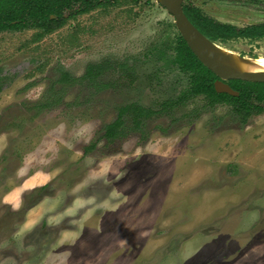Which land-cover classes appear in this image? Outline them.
I'll use <instances>...</instances> for the list:
<instances>
[{"label": "rangeland", "instance_id": "1", "mask_svg": "<svg viewBox=\"0 0 264 264\" xmlns=\"http://www.w3.org/2000/svg\"><path fill=\"white\" fill-rule=\"evenodd\" d=\"M184 3L237 27L264 22V0ZM35 33H0V264H89L83 256L106 252L112 264H239L254 253L264 264V113L242 125L229 107L197 97L142 131L125 118L124 137H104L119 108L157 109L184 87V77L159 60L179 34L173 17L155 0H119L40 41ZM218 46L264 57V38ZM106 60L134 65L133 82L110 72L100 80L110 87L100 91L57 83L62 72L79 78ZM167 164L195 166L193 195L182 205L193 226L165 221L179 206L143 228L147 242L110 241L107 211L141 190L156 197L158 180L145 184ZM182 191L179 184L172 198ZM137 209L134 197L125 214Z\"/></svg>", "mask_w": 264, "mask_h": 264}, {"label": "trees", "instance_id": "2", "mask_svg": "<svg viewBox=\"0 0 264 264\" xmlns=\"http://www.w3.org/2000/svg\"><path fill=\"white\" fill-rule=\"evenodd\" d=\"M118 1L0 0V33L36 31L34 41H40L63 28L68 20ZM183 11L188 20L209 41L215 44L226 42L229 39H260L264 37V24L239 30L204 16L196 7L183 5ZM170 52H173L172 55ZM159 60L168 69H176L184 77L186 81L184 87L180 89L175 98L166 99L157 109L147 108L137 103L119 108L116 120L105 127L104 137L107 140L114 141L124 137L125 118H129L131 121L132 130L142 131L147 120L172 112L198 96H205L208 106L222 104L231 107L234 116L236 115L243 125L251 116L264 112V83L232 80L229 85L239 93L238 97L216 93L214 83L218 78L197 60L179 34H177L173 46L159 50ZM133 67L134 65H129L127 62L117 63L106 60L101 63L88 64L84 74L79 78L62 72L57 83L61 86L87 84L100 91L110 87L109 84L100 82L110 72L121 73L125 78H128L129 83H132ZM43 106L41 105V107ZM92 148L93 146L86 148L84 153L89 152Z\"/></svg>", "mask_w": 264, "mask_h": 264}, {"label": "crops", "instance_id": "3", "mask_svg": "<svg viewBox=\"0 0 264 264\" xmlns=\"http://www.w3.org/2000/svg\"><path fill=\"white\" fill-rule=\"evenodd\" d=\"M189 160H182L177 163V165L186 164ZM190 162V161H189ZM163 164V163H162ZM165 164V161H164ZM165 166V167H164ZM163 170L161 171L160 175L155 178L149 177L150 182L148 184H145L146 186H149L151 182H158L156 183V186L159 187L156 192L158 195L156 197L149 196L148 192H150V189L147 190V192L140 193L136 192L135 196L131 195L128 201L124 200L122 204L117 203V207L115 208V211L111 210L107 211V230L105 232V235L110 237V241H116V242H124L128 241L132 238V240L137 241L138 243L141 242H147V234L146 230L143 229L148 225H156L155 222L158 218H161L163 215H166L169 212L174 211L178 209V207H185L186 205L182 206L183 203L188 199L187 197L190 195L192 197V192L188 194V189L191 190L194 186V176L193 171L195 169V166L192 164V166L186 167L185 170H178L176 169L175 165L167 164L164 165ZM179 184L183 185V191L184 192L181 196H175L174 200L172 198V193L176 191V188ZM186 187H185V186ZM173 188V191L170 192V190ZM149 188V187H148ZM187 192H185V191ZM192 191V190H191ZM135 197V203H137L138 209L135 211V213L132 214H125V210L131 205V203L134 202ZM152 200H156V203H158L155 207L152 202ZM160 200V201H159ZM141 201L144 202V205L141 203ZM112 207V206H111ZM192 208V207H191ZM183 211H186L188 214H190V211H188V208H184L179 210V212L175 216L172 217V219H166L165 221L171 223L172 225L177 226L178 224H181L182 226H187L188 223L190 225L194 222V215L183 218L184 213ZM193 212V208L192 211ZM152 213L153 217L151 219H147L146 215ZM186 220V221H185ZM186 222V223H185ZM198 223V221L196 222ZM111 226V230H108ZM193 226V225H192ZM137 228L135 230H131V228ZM114 229H116L114 231ZM113 254L106 252V256L99 255L97 257H94L93 254H90L89 256H83L82 258H86L87 260H90L89 264H91L92 259L95 258L94 262L95 264H112L113 260ZM255 253L251 256H247L248 258H245L239 262V264H256L254 262ZM81 258V259H82ZM97 259V260H96ZM253 259V261H252ZM102 261V262H101ZM111 261V263H110ZM80 264V262H79Z\"/></svg>", "mask_w": 264, "mask_h": 264}, {"label": "water", "instance_id": "4", "mask_svg": "<svg viewBox=\"0 0 264 264\" xmlns=\"http://www.w3.org/2000/svg\"><path fill=\"white\" fill-rule=\"evenodd\" d=\"M174 19L175 26L186 45L197 60L219 80L214 83L218 94L238 97L225 82L241 80L251 83H264V70H240L229 65L228 58L221 51V47L209 41L186 17L183 0H155Z\"/></svg>", "mask_w": 264, "mask_h": 264}, {"label": "bare ground", "instance_id": "5", "mask_svg": "<svg viewBox=\"0 0 264 264\" xmlns=\"http://www.w3.org/2000/svg\"><path fill=\"white\" fill-rule=\"evenodd\" d=\"M221 51L228 58L229 65L240 70H264V57H241L237 53L222 48Z\"/></svg>", "mask_w": 264, "mask_h": 264}, {"label": "flooded vegetation", "instance_id": "6", "mask_svg": "<svg viewBox=\"0 0 264 264\" xmlns=\"http://www.w3.org/2000/svg\"><path fill=\"white\" fill-rule=\"evenodd\" d=\"M183 5H190V6H193V7H196L194 4H192V3H190V4H185L184 3V0H183V3H182V7H183ZM197 9H199L198 7H196ZM164 9V8H163ZM200 10V9H199ZM201 11V10H200ZM90 13V12H89ZM201 13L204 15V16H207L208 18H210V19H212V20H214V21H216V22H218V23H221V22H219V21H217V20H215L214 18H212V17H210V16H208V15H206V14H204L202 11H201ZM88 14V13H87ZM221 24H225V23H221ZM261 24H264V22H262V23H258V24H252V25H247V26H244V27H237V26H234V25H230V24H225V25H230V26H232V27H235L236 29H239V30H241V29H246V28H249V27H253V26H258V25H261ZM180 35V34H179ZM264 37H262V38H260V39H250V38H237V39H229V40H227L226 42H219V43H217V45L218 44H221V45H225L227 42H229V41H231V40H261V39H263ZM253 59V58H252ZM218 78V77H217ZM219 80V79H218ZM230 81H232V80H229V81H226L225 83L227 84V85H229V82ZM243 82H245V81H243ZM251 83V82H250ZM230 86V85H229ZM230 88H231V86H230ZM232 89V88H231ZM198 97H203V99L205 100V102H206V105L208 104V100H207V98L205 97V96H198ZM234 97V96H233ZM195 98H197V97H195ZM195 98H193V99H195ZM192 99V100H193ZM192 100H190V101H192ZM189 101V102H190ZM188 102V103H189ZM222 104H216L215 106H213V107H217V106H221ZM208 106V105H207ZM224 106H226V107H229V106H227V105H224ZM181 107H183V106H181ZM208 107H210L211 108V106H208ZM180 108V107H179ZM230 109H231V112H232V108L231 107H229ZM264 112H262L261 114H263ZM232 114H233V112H232ZM261 114H259V115H261ZM233 116H234V114H233ZM253 116H258V115H253ZM253 116H251V117H253ZM235 117L240 121V123L242 124V122H241V120L235 115ZM243 125V124H242Z\"/></svg>", "mask_w": 264, "mask_h": 264}]
</instances>
